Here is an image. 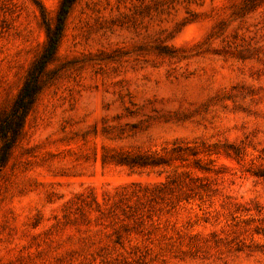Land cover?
I'll return each instance as SVG.
<instances>
[{"label": "rangeland", "instance_id": "rangeland-1", "mask_svg": "<svg viewBox=\"0 0 264 264\" xmlns=\"http://www.w3.org/2000/svg\"><path fill=\"white\" fill-rule=\"evenodd\" d=\"M59 1L0 0V121ZM39 86L0 264H264V0H76Z\"/></svg>", "mask_w": 264, "mask_h": 264}, {"label": "trees", "instance_id": "trees-1", "mask_svg": "<svg viewBox=\"0 0 264 264\" xmlns=\"http://www.w3.org/2000/svg\"><path fill=\"white\" fill-rule=\"evenodd\" d=\"M76 0H60L58 9L56 12V18L54 26L51 25L47 18L44 7L39 3L42 22L45 26L47 35V46L42 54L39 62L29 70L26 79L15 98L10 111L4 116V119L0 121V138L5 140V144L0 154V159L3 161L10 152L11 144L18 138L24 125L25 119L29 111L31 110L36 96L39 92V79L44 71L46 63H48L55 54L61 36L63 34L65 20ZM141 155H136L133 164H141L139 159ZM264 172V171H263ZM262 176L264 173H260Z\"/></svg>", "mask_w": 264, "mask_h": 264}]
</instances>
